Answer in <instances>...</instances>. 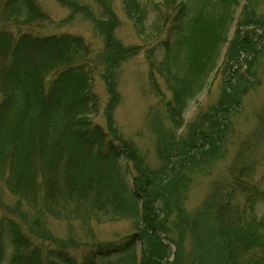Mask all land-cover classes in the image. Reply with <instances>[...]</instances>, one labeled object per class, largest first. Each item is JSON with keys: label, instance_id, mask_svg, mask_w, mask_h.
<instances>
[{"label": "trees", "instance_id": "1", "mask_svg": "<svg viewBox=\"0 0 264 264\" xmlns=\"http://www.w3.org/2000/svg\"><path fill=\"white\" fill-rule=\"evenodd\" d=\"M243 1L124 0L144 45L148 82L143 88L163 106L175 131L184 128L190 104L213 74L224 70L225 76L235 79L234 84L225 82L228 86L219 104L205 116L212 133L189 126L185 142L190 143L182 149L185 155L205 151L207 146L217 149L222 134L228 132L226 116L240 107L248 90L241 65L248 53L259 52L256 30L264 29V18L257 17L251 0L240 14L232 54L224 53ZM48 20L36 0H0V185L56 219L88 216L86 211L99 221L101 215L109 220L136 218L152 237L157 236V246L164 247L159 235L169 229L155 215L163 200L157 190L166 178L172 186L180 180L138 168L137 151L115 133L110 119L119 103V70L142 47H126L115 39L116 25L111 22L103 33V54L95 58L92 46L80 34L44 33ZM245 27L254 29L245 32ZM101 78L110 97L107 121L113 132L96 121L102 110L96 90ZM259 117L264 119V111ZM260 129L264 131V122ZM229 173L230 181L217 183L220 199L216 206L218 233L228 262L264 264V216L258 215L264 190L245 179L244 166H234ZM139 236L135 233L120 243L100 244L79 260L64 247L50 246L48 239L36 237L16 210L0 207V264H99L111 256L139 264Z\"/></svg>", "mask_w": 264, "mask_h": 264}, {"label": "rangeland", "instance_id": "2", "mask_svg": "<svg viewBox=\"0 0 264 264\" xmlns=\"http://www.w3.org/2000/svg\"><path fill=\"white\" fill-rule=\"evenodd\" d=\"M144 1L161 3L163 0ZM261 2L251 0L250 3L257 17L264 18V1ZM36 3L49 17L44 22V33L80 34L92 46L95 58L103 54V33L110 28L106 26L111 22L116 25L113 32L115 39L126 47H142L140 54L123 62L119 70V103L110 119L115 124V133L130 142L137 151L141 159L138 168L146 174L152 172L163 177L176 176L181 182L176 181L172 186L166 178L167 181L160 184L168 186L158 184L161 190L157 191L163 200L158 202L155 215L165 220L169 229L168 233L163 231L159 235L164 247L157 246V236L152 237L136 218L109 220L101 215L99 221L86 211L84 213L88 216L56 219L46 211L34 209L19 197L10 195L2 185L0 207L16 210L18 217L36 237L48 239L50 246L64 247L79 260H83L92 248L100 244L120 243L126 237L139 233L140 241L136 249L139 264L158 261L167 264H229L226 245L218 233V184L225 185L230 181L229 172L234 166L236 169L244 166L245 179H251L264 190V131L260 129L264 119L259 117L264 111V29L256 30L259 52L248 53L241 65L242 81L249 87L241 98L240 107H235L225 118L228 132L222 134L217 149L207 146L205 151L194 150L185 155L182 149L190 143L185 142L189 137V126L195 125L194 130L212 133V126L205 116L219 104L223 89L228 86L225 82L234 84L235 79L229 74L225 76L224 70L221 71L223 74H213L206 89L190 104L185 114L186 125L180 131H175L163 106L144 89L148 82L144 45L126 13L124 0H36ZM248 3L247 0L241 3L237 21L230 32L229 45L224 51L228 57L232 54L231 46L236 38L240 14ZM252 29L245 27L243 30L247 32ZM224 58L221 62H224ZM96 90L102 102V110L96 116V121L106 129L110 127L113 132V125L107 121L110 97L102 78L98 79ZM137 175L135 173L133 177ZM132 186L137 187L135 183ZM172 189L176 192H170ZM258 215L264 216V204H259ZM121 260L120 256H111L99 261V264H128Z\"/></svg>", "mask_w": 264, "mask_h": 264}]
</instances>
